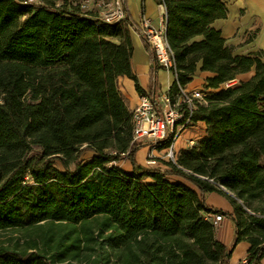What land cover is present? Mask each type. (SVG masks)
<instances>
[{"label":"trees","instance_id":"1","mask_svg":"<svg viewBox=\"0 0 264 264\" xmlns=\"http://www.w3.org/2000/svg\"><path fill=\"white\" fill-rule=\"evenodd\" d=\"M82 1L0 0V231L22 229L29 246L0 244V264H231L229 251L243 240L250 246L239 264H263L264 50L237 53L214 26L227 17L224 0H157L180 82L201 63L215 91L194 114L206 135L177 163L142 165L136 153L148 143L133 141L118 86L126 75L146 93L131 64L129 26L140 28L126 0L115 23ZM142 39L154 83L159 64ZM123 158L130 171L118 165ZM209 192L225 195L233 211L208 205ZM210 213L233 219L230 246Z\"/></svg>","mask_w":264,"mask_h":264},{"label":"crops","instance_id":"2","mask_svg":"<svg viewBox=\"0 0 264 264\" xmlns=\"http://www.w3.org/2000/svg\"><path fill=\"white\" fill-rule=\"evenodd\" d=\"M224 1H226L228 8L227 17L217 19L214 22V26L221 30L222 35L226 38L227 42L234 45L236 52L240 54L249 53L258 49L264 50V0ZM126 7L130 18L138 26L143 15L150 18L155 26L159 25L164 10L163 4H159L157 0H126ZM259 23L261 24L260 31L258 34H255V36L250 37L249 30L259 26ZM129 29L131 41L134 47L131 64L133 71L138 78V82L145 90V94L150 96L160 95L173 84V75L170 71L159 66L156 68L155 80L154 83H152L151 70L154 66L152 55L138 31L131 25L129 26ZM200 65L201 63L198 65V69L193 77V80L186 85L188 88L198 87L197 85L201 82L206 83L207 76L211 74L207 71H202L200 69ZM246 74H248V77L244 79L251 76V72L241 75ZM118 86L127 99L130 109H132L139 101L141 95L136 89L134 79L126 75L120 76ZM206 129L204 121H197L196 125L186 130L179 139L178 147L180 150L185 148V141L187 139L196 135L200 136V138L205 136L207 132ZM149 150H146V147H144L139 149L136 153V159L140 164L148 166L146 157ZM126 160L127 162L123 168L130 171L132 169V163H130L129 159ZM175 179L182 180L181 178ZM206 202L208 205L222 209L223 211H233V206L229 200L217 192L207 193ZM228 216V214H223L222 220L216 226V237L225 245L230 246L234 239L235 227L233 219H230ZM249 246L250 244L246 240H243L233 246L231 248L232 252L230 255V263L239 264L241 261H244L247 256ZM262 262L264 264V258Z\"/></svg>","mask_w":264,"mask_h":264},{"label":"built area","instance_id":"3","mask_svg":"<svg viewBox=\"0 0 264 264\" xmlns=\"http://www.w3.org/2000/svg\"><path fill=\"white\" fill-rule=\"evenodd\" d=\"M105 5L100 11V18L108 23L125 19L126 13L123 0L102 1ZM164 6V5H163ZM167 8L164 6L160 24L155 26L151 19L143 15L138 33L145 37L153 49L157 63L173 75L176 91L171 87L160 95L141 94L139 101L132 110L133 141H144L150 146L147 154V164L160 167V159L177 163L180 153L178 141L182 134L194 127L197 121L194 114L199 105H208L210 93L202 87L188 88L179 80L177 62L167 38ZM226 82V86L232 85ZM200 136L196 135L185 141V148L193 147ZM161 150V151H160ZM217 226L223 218L222 213H210L207 216Z\"/></svg>","mask_w":264,"mask_h":264},{"label":"rangeland","instance_id":"4","mask_svg":"<svg viewBox=\"0 0 264 264\" xmlns=\"http://www.w3.org/2000/svg\"><path fill=\"white\" fill-rule=\"evenodd\" d=\"M78 1L79 0H73V2L76 3V4L78 3ZM102 1L109 2L110 0H84V1H82L83 2L82 3L83 4L82 5V9L85 12H94V13L97 12V10L101 11L103 8H105V5L102 3ZM260 28H261V24L259 23V26L250 29L249 30L250 37H253V36H255V34H258V32L260 31ZM240 77L242 79H244V78L248 77V74L241 75ZM240 77L238 79L234 80V82H232V85L237 84L239 82V79H241ZM197 86L198 87H202L203 90H204V92H206V93H212V92L215 91V90H213L211 88H208L206 86V83H202L201 82ZM144 147H146V150H149V147L150 146H149V144H146L142 148H144ZM142 148H140V149H142ZM92 155H93L92 152L86 151L84 153V155H83V158L84 159H89ZM126 159L127 158H123L120 161H118V165L124 167V165L127 162ZM146 160H147V157H146ZM129 161H130V163H132L131 160H129ZM167 162L168 161H166L165 159H160L159 166L166 167V163ZM56 163H57V165L59 167L62 168V166L59 163V161H57ZM219 194L222 195V196H224L225 198H227L225 195H223L221 193H219ZM229 202H230V200H229ZM228 217L230 219H232L230 216H228ZM26 238H27L26 237V232L23 231L22 229H10V230H2V231H0V244L7 245V246H10V247H13V248H17V249L28 248L29 246L27 245V242L25 240ZM69 264H90V262H88V261H73V262H69Z\"/></svg>","mask_w":264,"mask_h":264},{"label":"water","instance_id":"5","mask_svg":"<svg viewBox=\"0 0 264 264\" xmlns=\"http://www.w3.org/2000/svg\"><path fill=\"white\" fill-rule=\"evenodd\" d=\"M224 190H225V188L223 187V186H221ZM231 252H232V249H230V251H229V256L231 255Z\"/></svg>","mask_w":264,"mask_h":264}]
</instances>
